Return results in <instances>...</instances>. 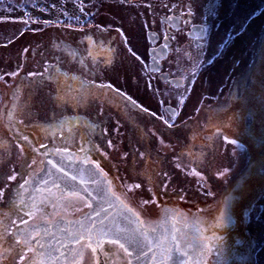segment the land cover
Listing matches in <instances>:
<instances>
[{
    "label": "flooded vegetation",
    "instance_id": "af4514ba",
    "mask_svg": "<svg viewBox=\"0 0 264 264\" xmlns=\"http://www.w3.org/2000/svg\"><path fill=\"white\" fill-rule=\"evenodd\" d=\"M125 1L139 2L141 6L145 0ZM156 1L158 0H151L153 5L148 8L147 17L139 21L141 41L137 49L141 55L139 57H142L144 70L147 69L150 76L155 78L152 81L154 86L149 89L150 98L145 101L146 103L144 102L145 105L140 102L137 104L136 113L111 111L102 114L120 117L126 130L131 131L133 135L137 131L139 136L135 135V139H129V145L136 146V150H139L141 143L144 145L143 147L141 144L143 148L139 150V155L132 157L139 158V181H134L145 186L144 195H148L146 198H157L160 186L151 178L144 176L142 167L144 165L146 169L149 165L159 167L168 162L177 168L200 170L203 188L205 187L204 195L209 196L207 190L210 189L219 191L221 195L225 193L222 207L215 213V217L212 212L205 213L207 216L202 230L187 220L174 218L170 212H162L152 226H144L139 220L138 212L125 202L129 184L126 185L122 179V182L116 185L115 166L100 165L92 154V150L97 145L95 140L90 139L86 144L87 149L83 153L89 155H83L81 146L78 145H73L70 154L67 155L58 147L59 144L57 150L39 143L35 144L42 150L38 154L28 144H23V139L15 142V136L11 131L6 135L1 133L0 264H130L131 256L127 255L119 244L110 243L112 240L110 238L94 240L89 236L81 237L74 242L61 245L54 256L49 251V245L36 243V239L46 225L70 222L91 212V203L78 191L68 190L58 182L49 187L33 185L47 155L65 158L72 163L92 164L105 179L110 194L135 215L142 231L155 232L163 221L168 220L173 228L172 242L175 244V251L187 257L185 263L195 254L199 244L209 249L207 256H213L222 248L224 230H236L237 212L244 211L243 207L235 203L232 207L230 203L243 198L242 194H248V192L241 194L242 190L249 189L250 186L261 181L254 176L252 170L264 167V156L262 161L255 160L254 149L256 144L262 145L261 148L264 149V144H261L264 140L259 136L264 135V113H260V131H257L252 116L246 108L249 102L247 100L255 99L254 92L250 88L256 68V53L264 34V24L255 35L257 27L255 16L248 14L241 17V20L238 19L239 16L231 8V3L237 5V1L234 0H161L162 3L158 5L155 4ZM254 11L253 7L252 12ZM89 13L88 17L92 20L94 9ZM71 18L70 20H78ZM70 28L66 31L70 33L71 40L75 41L74 44H77L74 26L70 25ZM81 28L104 31L105 27L100 28L99 25L91 24ZM118 36L119 43L113 41L104 46H98L100 44L92 37L91 44L87 42V50H126V45L123 46L126 36L121 37V33ZM83 44L86 45V41ZM127 50L135 49L128 47ZM150 58L153 60V65L158 68L156 71L149 70ZM161 73L167 74L166 80L159 77ZM210 77L217 80L221 89L232 88V91L236 92L228 95L225 107L215 113L206 112L201 124L193 123V119L182 112L184 107L178 104L180 99L174 103L172 95L176 90L186 88L183 95L184 101H188L189 106L192 103L191 94L194 89L198 87L200 90L202 85L208 86V82H211ZM169 78H180L182 84L174 86L168 81ZM117 84L111 81L110 90L115 94H124L127 103L131 104V100H140L138 97L144 88L139 81L128 86H124L125 83ZM121 85L123 86L119 87ZM159 85H162L164 90L160 89ZM57 133L60 142L61 131L57 130ZM247 137H252L255 142L253 146L244 143ZM163 138L171 139L173 145L169 152L161 154L157 145L158 139L162 142ZM224 140L232 141L236 146L235 153L233 152L234 161L230 167L220 169L216 175H213L211 166L214 163L215 142L222 144ZM17 147L22 151V155L18 156L22 158L19 163L14 161L17 158ZM29 150L32 153L29 155V160H26L25 154ZM11 162H13L11 166H8ZM259 162L260 165L257 167L256 164ZM24 163L26 164L23 165ZM233 171H236V175L224 187L221 180L225 177L221 173L227 178ZM125 172L127 173L122 167L118 173L124 177ZM205 184L209 186L206 187ZM163 187L166 188L165 185ZM135 194L138 196L137 193ZM29 212L31 215L27 214ZM183 228H189V234L185 233L187 231ZM206 237H211V240L201 242V239ZM182 239L186 241L184 244L185 248L187 246L186 252H182L179 249L180 245L178 246ZM92 249L96 251L93 252Z\"/></svg>",
    "mask_w": 264,
    "mask_h": 264
},
{
    "label": "rangeland",
    "instance_id": "374dc122",
    "mask_svg": "<svg viewBox=\"0 0 264 264\" xmlns=\"http://www.w3.org/2000/svg\"><path fill=\"white\" fill-rule=\"evenodd\" d=\"M234 1H237V5L231 3V8L239 16L238 19L241 20V17L248 14L255 16L257 27L254 34H258L260 26L264 24V0ZM158 3L161 4V0L155 2L157 5ZM151 5H153L151 0H145L141 6H139V2L129 3L125 0H0V138L1 133L6 135L7 132L11 131V134L15 136V142L18 139H23L22 143L28 144L38 154L42 150L38 147L39 145L33 144L26 134H39L42 132L47 137L37 139L45 140L47 143H52L49 140L53 137L54 139L57 138L58 133L54 128L43 132L42 128L29 129L27 127V125L34 122L30 121L32 119L28 120L30 116L29 104L37 108H41V106L46 108V92L52 93V85L45 83L43 91L23 94V99H20L19 91L16 90L21 85L19 84V78L24 73L27 76L35 75V72L39 69L43 73L44 70L47 71L45 69L47 65L56 64L57 61L60 63L66 61L61 58L62 53L65 56L67 54L66 50H82L84 41H86V46L87 42L90 45L92 37L100 44L98 46H104L109 42L118 41L120 39L119 33H121V37L126 36L123 44V46L126 45V50H111L112 65L105 70V73L108 74L109 71L112 74V76L110 74L108 76L115 85L125 83L124 86H128L139 81L144 88L138 97L140 100H131L129 107H126V110L121 113L138 112L135 107L139 102L145 105V101L150 98L149 89L151 90L154 86L152 81L155 80L147 72V69L144 70L142 57H139L141 55L137 50L141 41L139 21L147 17L148 8ZM253 7L255 8L254 12H252ZM93 9L94 13L92 20H90L88 13ZM71 17L78 20H70ZM91 24L99 25L100 28L105 27L104 31H101V29L96 31L95 28L91 30L81 28V26L86 28ZM70 25L74 26V32L77 33V44H74L75 41L71 40L70 33L66 31V29H71ZM108 27L113 29L110 30ZM136 27H138L137 30ZM128 47L135 50H127ZM54 50L58 51L54 52ZM36 53L40 55L36 56ZM58 56L59 58H57ZM104 79L108 78L104 77ZM210 79L211 82H208V86L203 87L202 85L199 88L200 90H198V87L194 89L191 94L192 103L189 106L188 101H184L183 93L186 88L176 90L172 95V98L174 96V103L177 99H180L178 104L184 107L182 112L187 117H191L193 123L201 124L206 112L215 113L225 107L228 95L236 92L235 90L232 91V88L221 89L215 78L210 77ZM106 83L109 84L108 81ZM159 87L163 89L162 85H159ZM114 88H118V86H114ZM132 101H135V104ZM183 101L184 104L182 105ZM12 102L15 108L13 107V110L10 111L9 106ZM40 111L43 113L42 109ZM68 115L74 114L67 112L65 116ZM108 115H104L101 110H98L93 120L87 121L86 127H84L85 122H81L84 126L80 127L79 125V127L83 130L71 132L73 137L68 138L67 144H62V147L78 145L81 146L80 149L83 155H89L83 153L87 149L86 144L90 139L95 140L97 145L92 150V154L100 165L115 166L114 174L117 173V175L114 176V179H116L114 183L116 185L122 182V179H124L125 184H129H126L128 196L125 202L138 212L139 220L144 226H152L162 212H170L174 218L187 220L202 230L207 216L205 213L212 212L214 213L213 217H215V213L219 212L221 205L224 203L225 193L221 195L219 191L210 189L207 190L209 196L204 195L205 187L203 188L202 174L200 170L195 168L181 169L168 164L164 168L162 165L159 167L149 165L146 169L144 165L142 167L144 176L151 178L153 182L158 183L160 186L157 198H146L148 195H144L146 192L145 186L134 181H139V158L134 159L132 157V155L138 156L139 150L144 145L141 143L143 147L140 144L139 150L135 149L136 146L131 147L129 139H135L136 136H139L137 131L133 135L131 131L126 130L120 117ZM40 120L41 123L44 122V118ZM52 120L50 119V121ZM80 133L86 134L87 138H80ZM25 136L27 140L23 138ZM158 141V151L161 154L172 149L173 141L171 139L163 138L162 142H160V139ZM215 145L214 163L211 166L213 175H216V172L220 169H226L232 165L234 161L233 152L235 153L236 149L235 144L229 140H224L222 144L215 142ZM47 146L52 147L49 144ZM31 153L30 150L26 152V160H29ZM21 155L22 151L18 148L17 158L14 161L21 162L22 158L18 157ZM8 156V160H10V155ZM12 163H8V166H11ZM122 167L127 171L124 177L118 173ZM121 171L123 172L122 169ZM260 171L264 172V167ZM225 172H228V170ZM235 172L233 171L232 175L228 176L229 178L221 173L225 177L221 180L224 187L236 175ZM137 184H139V187H136ZM164 185L166 188L163 187ZM205 186L208 187L209 185L205 184ZM261 200L260 202H262ZM257 207V209L253 207L251 210L244 205L242 208L244 212H237L238 226L235 231L240 232L241 236L239 235L237 238L234 234L230 238V241L234 242L233 253L230 254L228 251L225 256L227 258L230 254L227 261L222 259L221 264H264V205L262 203L257 204ZM246 209L248 212H246ZM230 236H232V233ZM179 242V249L182 252L188 251L187 246L186 248L184 246L186 241L182 239ZM222 243L226 244L225 242Z\"/></svg>",
    "mask_w": 264,
    "mask_h": 264
},
{
    "label": "trees",
    "instance_id": "16d2710c",
    "mask_svg": "<svg viewBox=\"0 0 264 264\" xmlns=\"http://www.w3.org/2000/svg\"><path fill=\"white\" fill-rule=\"evenodd\" d=\"M82 50H66V55L64 56L62 53L61 58L66 61H62L60 63L57 61L56 64L47 65V71L44 70L43 73L40 72V69L35 72V75L27 76L26 73L21 74L20 82L21 84L17 91H19L20 99H23V94L27 95V93H39L43 91L45 88V83H50L53 87L52 93L46 92L47 102L46 108L43 106L33 107V105L28 106V110L30 112L29 119L30 121H34L31 124L27 125L29 129H43L50 130L54 128L61 131L60 142H58V137L54 139V137L49 140L51 142H46L45 140H38L37 138L47 137L42 132L39 134H26L28 138L31 140L33 144L46 145L49 144L51 148L56 147L57 144L63 152H66L67 155L70 154L72 150V146L62 147V144H67V139L73 137L71 132H78L79 130H83L80 128L84 126L81 122H85V126L87 121L93 120V117L101 110L103 113L111 112L121 113L126 110V107H129V103H127L126 96L124 94H115L109 88L110 82L112 79L108 74L112 76L111 73H105V70L108 69L112 65L113 59L111 50H87L86 45L82 46ZM94 51V53H91ZM98 51V52H97ZM56 52V50H54ZM97 52V53H96ZM106 52L105 54H103ZM36 56L40 55L38 53ZM59 58V56L57 57ZM60 58V59H61ZM256 68L252 75V85L250 90H253V95L255 99L247 100L249 101L246 105L249 114H251L253 119L254 126L257 128V131H260L259 118L260 113H264V34L262 35V41L258 47V51L256 53ZM61 61V60H60ZM60 63V64H59ZM106 75V76H105ZM104 77L108 79H104ZM109 82L106 83V82ZM258 96V97H256ZM253 97V96H252ZM108 98V99H107ZM9 110L12 111L14 103H11L9 106ZM42 109L43 113L40 111ZM18 111V110H16ZM236 111V110H235ZM67 112L72 113L74 115H68ZM233 112V111H232ZM231 112V114H232ZM240 113V110L238 111ZM89 114V115H88ZM86 115V116H84ZM88 115V116H87ZM88 117V118H87ZM44 118V122L41 123V120ZM262 118V117H261ZM50 119H53L50 121ZM46 120V121H45ZM62 121V122H61ZM80 125V127H79ZM34 127V128H33ZM263 128V127H261ZM261 138L264 140V135L261 134ZM80 138H87L86 134L80 133ZM258 136L256 135V138ZM247 140L244 143L249 146H253L255 144L252 137H247ZM70 144V143H69ZM261 144H264L262 142ZM262 146V145H261ZM259 144H256L254 147L256 158L255 160H261L264 152V149L261 148ZM50 147V146H49ZM68 150V151H67ZM262 161V160H261ZM168 165V162L163 163V168ZM259 167L260 162L256 164ZM261 168H255L252 171L254 172V176L259 178L261 181L257 182L254 186H250V188L242 190V193H247L245 195H241L239 200L232 201L230 205L233 207V203L237 204L239 207H243L246 205L251 210L254 208H258L257 204H263L264 200V172L260 171ZM262 178V179H261ZM260 200L262 202H260ZM185 233L189 234V228H183ZM224 234L222 236V248L216 254L201 256L200 252L202 249H205V246L198 245L195 250V254L191 255L190 260H188L185 264H221L222 259L227 261L228 256L233 253L232 250L234 248V242L230 241V238L240 235V232H236L235 230L229 231L224 230ZM232 233V236L230 234ZM241 236V235H240ZM234 237V238H235ZM242 238V237H241ZM229 244V245H227ZM229 251L227 258H225L227 252ZM226 264V263H225Z\"/></svg>",
    "mask_w": 264,
    "mask_h": 264
},
{
    "label": "water",
    "instance_id": "95a60500",
    "mask_svg": "<svg viewBox=\"0 0 264 264\" xmlns=\"http://www.w3.org/2000/svg\"><path fill=\"white\" fill-rule=\"evenodd\" d=\"M152 61L150 58L149 70L156 71L158 68ZM159 77L166 80L167 74L161 73ZM168 81L174 86L182 84L180 78H169ZM57 182L68 190L83 194L91 203V212L70 222H57L44 227L36 243L49 245L51 255H56L64 243L89 236L94 240L118 238L132 252L130 264H184L187 260L186 256L175 251L173 228L169 221H163L155 232L142 231L135 215L110 194L105 179L92 164L72 163L65 158L45 156L33 185L49 187ZM137 239L142 241L139 246L133 242ZM207 240H211V237L202 238L201 242Z\"/></svg>",
    "mask_w": 264,
    "mask_h": 264
},
{
    "label": "snow or ice",
    "instance_id": "6c2138e0",
    "mask_svg": "<svg viewBox=\"0 0 264 264\" xmlns=\"http://www.w3.org/2000/svg\"><path fill=\"white\" fill-rule=\"evenodd\" d=\"M130 99V98H129ZM133 104H135V101H132ZM25 140H27V137H23ZM97 167H99V165H97ZM14 179V177H13ZM73 179H75V177H73ZM136 187H139V185H136ZM0 195H2V193H0ZM28 215H31V212L27 213ZM26 223V222H25ZM37 235H39V233H37ZM147 238L145 237V240ZM134 243H136L138 246L142 243V241L140 240H133ZM110 243H113V244H119L120 248L124 249L125 253H127V255L131 256L132 255V252H129L128 249L125 247V245L123 243L120 242V240L117 238V239H112L110 240ZM93 252L96 251V249H92ZM209 249H202L201 252H200V255L201 256H205L207 255V252H208ZM185 255H188V253H185Z\"/></svg>",
    "mask_w": 264,
    "mask_h": 264
}]
</instances>
